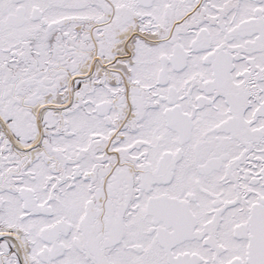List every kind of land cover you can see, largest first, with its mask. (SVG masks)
I'll list each match as a JSON object with an SVG mask.
<instances>
[{"label":"snow or ice","instance_id":"snow-or-ice-1","mask_svg":"<svg viewBox=\"0 0 264 264\" xmlns=\"http://www.w3.org/2000/svg\"><path fill=\"white\" fill-rule=\"evenodd\" d=\"M0 264H264V0H0Z\"/></svg>","mask_w":264,"mask_h":264}]
</instances>
